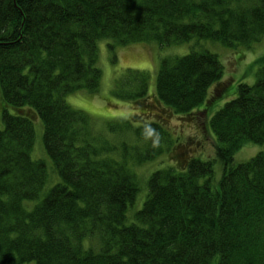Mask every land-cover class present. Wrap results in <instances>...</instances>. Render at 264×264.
Returning <instances> with one entry per match:
<instances>
[{
  "label": "trees",
  "instance_id": "obj_1",
  "mask_svg": "<svg viewBox=\"0 0 264 264\" xmlns=\"http://www.w3.org/2000/svg\"><path fill=\"white\" fill-rule=\"evenodd\" d=\"M263 36L264 0H0V264H264V151L234 161L244 143L264 144V53L252 83L218 86L223 62L207 45ZM102 40L190 44L160 57L153 93L143 70L114 82L135 110L124 130L108 124L132 127L122 140L65 100L98 90ZM201 111L215 158L188 153L165 126ZM38 119L58 176L47 189L46 163L31 156ZM163 154L171 163L142 189L136 167Z\"/></svg>",
  "mask_w": 264,
  "mask_h": 264
},
{
  "label": "rangeland",
  "instance_id": "obj_2",
  "mask_svg": "<svg viewBox=\"0 0 264 264\" xmlns=\"http://www.w3.org/2000/svg\"><path fill=\"white\" fill-rule=\"evenodd\" d=\"M108 43L107 40H102L98 43L99 57L97 65L101 69V80L98 90L94 93H90L84 89H80L67 94L65 100L72 108L81 110L90 118L94 131L103 136L111 135L110 137H115V135H117L122 140V135H129L132 127L125 131H119V134H116L109 133V130L107 131L108 124L117 122V124L122 127L123 123L119 119L130 118L135 113V110L130 100L118 98L112 94L111 90L114 82L123 73L127 72V68L143 70L148 79V93L151 94L155 90L156 72L160 57L167 55H183L187 53L190 44L185 42L184 44L182 43L170 47H158L155 43L136 42L124 46H116L111 50L108 47ZM207 45L212 51L219 53V59L223 62L224 75L218 86L230 84L233 78L234 81L232 83H236L239 79L248 83L253 82L254 73L257 68V64H254V61L258 56L264 53V36L260 42H256L252 48L251 46H239L237 48L228 47L227 49V47L224 48L216 44ZM237 56H241V59H237ZM231 86L228 88V93L235 85ZM227 97L229 98L231 95L224 96L223 99L218 100L211 113L220 108L226 99H228ZM201 112L203 113H198L194 117L192 116V118L171 115L166 120L165 126L172 133V137L179 142L178 144L188 149V153H193L202 158H211L214 155L215 140H213V135L205 127L207 121V117L205 116L206 111ZM143 117L146 119L145 116ZM136 125L137 123H133V126ZM34 127L35 139L31 156L34 159H42L46 163L49 177L45 187L47 189L56 182L55 180L58 179V176L43 145V126L41 120L38 119L37 122H34ZM122 132H124V134H122ZM127 137L129 138V136ZM259 151H264V144L246 142L234 153V161H246ZM169 163H171L169 156L163 154L152 162L137 166L136 172L140 181V187L142 186V189L144 188L146 190V185L144 187V179L153 170L168 165ZM214 173V179L218 180L221 175V164L218 160L214 162ZM52 174L54 176H52ZM141 191L135 201L136 209L141 206L145 196L146 191H142V194Z\"/></svg>",
  "mask_w": 264,
  "mask_h": 264
}]
</instances>
